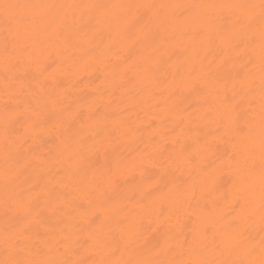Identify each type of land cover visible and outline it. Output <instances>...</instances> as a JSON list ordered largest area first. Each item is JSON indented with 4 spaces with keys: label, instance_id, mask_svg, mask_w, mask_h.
<instances>
[{
    "label": "bare ground",
    "instance_id": "6f19581e",
    "mask_svg": "<svg viewBox=\"0 0 264 264\" xmlns=\"http://www.w3.org/2000/svg\"><path fill=\"white\" fill-rule=\"evenodd\" d=\"M261 12L0 0V264H259Z\"/></svg>",
    "mask_w": 264,
    "mask_h": 264
},
{
    "label": "snow or ice",
    "instance_id": "6c2138e0",
    "mask_svg": "<svg viewBox=\"0 0 264 264\" xmlns=\"http://www.w3.org/2000/svg\"><path fill=\"white\" fill-rule=\"evenodd\" d=\"M8 8H17L20 7L19 5H7ZM261 22L262 26H264V0H261ZM262 37H264V27H262ZM262 256H264V251H262ZM4 264H31L29 261H23V260H14V261H6ZM51 264H55V262H51ZM232 264H245V261H239V262H232ZM248 264H255V262H248ZM259 264H264V259H261Z\"/></svg>",
    "mask_w": 264,
    "mask_h": 264
}]
</instances>
